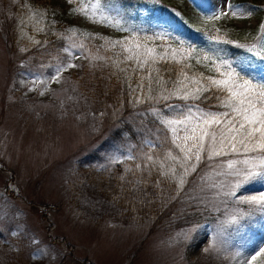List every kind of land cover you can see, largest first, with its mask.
<instances>
[{
	"label": "rangeland",
	"instance_id": "374dc122",
	"mask_svg": "<svg viewBox=\"0 0 264 264\" xmlns=\"http://www.w3.org/2000/svg\"><path fill=\"white\" fill-rule=\"evenodd\" d=\"M97 2L0 0V264H245L264 247V212L256 235L243 244L235 243L231 230L241 231L260 206L240 197L259 196L264 185L247 183L237 190L241 178L231 174L227 161H238L236 169L243 170L245 156L259 153L241 150L204 160L179 186L164 174L174 163L177 175L183 174L181 161L168 157L169 151L182 154L167 120L182 119L185 105L196 116L227 109L176 96L137 103L147 67L133 72V61L121 64L129 69L126 81L112 61L124 59L126 42L160 53L169 45L179 48L174 40L179 36L196 49L184 58L192 65L185 68L189 76L217 75L210 71L212 61L197 63L203 49L236 61L238 71L239 61L249 58L245 72L258 83L264 76V0H220L219 7L200 0H99L93 7ZM25 5L47 14L33 18ZM84 5L87 13L73 11ZM242 6L249 8L246 15L251 11L246 19L232 14ZM221 12L226 15L207 18ZM164 21L170 35L161 36ZM40 27L44 31L36 30ZM213 36L222 40H210ZM90 54L111 59L86 58ZM156 67L171 88L181 65L169 60ZM156 87L153 83L154 95ZM147 104L159 110L169 129L170 147L163 155L148 143L136 151H112L99 162L91 159L126 108L146 113L140 108ZM251 264H264V254Z\"/></svg>",
	"mask_w": 264,
	"mask_h": 264
},
{
	"label": "snow or ice",
	"instance_id": "6c2138e0",
	"mask_svg": "<svg viewBox=\"0 0 264 264\" xmlns=\"http://www.w3.org/2000/svg\"><path fill=\"white\" fill-rule=\"evenodd\" d=\"M98 6L99 0L93 7ZM25 7L29 8V14L33 18L39 17L42 20L47 14L46 10L41 12L35 9L34 6L25 5ZM87 7V5H84L78 9H73V11L87 13ZM232 14L235 16L237 13L233 11ZM223 15H226V13L221 12L218 15L214 13L207 18L215 20ZM247 15L251 16V11ZM40 20H37V23ZM162 26L165 31L159 33V35H170L167 28L171 27V25L164 21ZM261 28H264V25H261ZM36 30L44 31V28L40 27ZM27 38L35 44L41 43L32 36ZM209 39L218 42L222 40L219 36L209 37ZM174 40L180 45L179 48H172L169 45L160 53H157L155 48H148L140 43L129 46L126 42L121 48L122 53H127L124 59L121 60L118 56L115 61H112L120 72L125 73L126 81L130 80L127 75L129 69L120 67L121 64L126 61H133L135 65L131 69L133 72L137 68L144 70L147 67V75L142 76L137 85V89L143 93V95H135L137 103H161L172 99L174 96L184 101L199 100L204 93L212 92L213 90L223 93V96L217 98L220 101V105L227 109L226 111L213 112L209 110L200 112L199 107L196 106L197 111L200 112L196 116L192 112V106L185 105L186 111H182L179 114L183 117L182 119L167 120L166 123L171 126L170 131L175 137L173 143H176L182 154L180 156H172L171 151H169L168 157L174 162L177 160L181 161L180 166L183 169V174L177 175L175 163L164 174L178 180L179 186H183L186 183L185 177L189 174V169L195 172L202 161L226 156L229 152L239 153L242 150L246 154L259 153V155L245 156L243 164L247 167L243 170L236 169L235 166L238 161L232 159L227 161V167L233 170L231 174L241 178L237 180L235 188L239 190L243 188L244 184L253 182L264 185V76L259 78L258 83H253V79L257 77L252 73L245 72V68L251 67L249 58L244 57L239 61L238 71L237 67H233V64L237 63L236 61L219 55L214 58L210 53L204 52L203 49L200 50L201 55L197 59V63L212 61L210 71H214L217 75L204 76L203 73L193 72V75L189 76L185 68L190 69L192 65L184 63V58L185 55L191 57V53L196 51V49L190 42L181 39L179 36H175ZM116 43L119 44L120 42L117 41ZM223 43L235 44L236 42L226 40ZM185 44L188 45L187 49L183 47ZM79 47L82 50H87L83 44H80ZM237 47L244 48L245 45L237 44ZM68 51V48L64 49V52L67 53ZM214 51L222 50L214 49ZM262 51H264V45H262ZM256 55L260 56L261 53L257 52ZM86 58L91 60L111 59L91 54ZM169 60L181 65L178 79L171 88L167 87L168 82L164 80L163 76L160 75V69L156 67V64L160 62L167 63ZM67 66L76 67L77 65L69 63ZM205 67H209V65L206 63ZM60 71L61 69L56 70L57 78ZM153 72L156 73L155 76H153ZM246 76L249 78H245ZM145 80L147 85L144 83ZM153 83L157 86L155 95L153 94ZM129 87H131L130 83ZM165 107L172 108L174 106L166 104ZM150 111L157 112L159 110L151 108ZM181 131L184 133L183 135L179 134ZM133 158L132 156L127 157V159ZM148 160L151 161L152 157L149 156ZM189 162L192 163L189 164ZM240 198L245 202L261 205L260 210L264 211V192H261L259 196H241ZM232 222L239 223V220L238 218H233ZM204 251L207 252L209 249L206 248ZM262 254H264V247L260 248L255 255H252L250 261L246 260L245 264H251Z\"/></svg>",
	"mask_w": 264,
	"mask_h": 264
},
{
	"label": "trees",
	"instance_id": "16d2710c",
	"mask_svg": "<svg viewBox=\"0 0 264 264\" xmlns=\"http://www.w3.org/2000/svg\"><path fill=\"white\" fill-rule=\"evenodd\" d=\"M223 96V93L212 92L204 93L198 103L206 108L217 109L220 108V101L217 97ZM140 109L147 110L142 113L135 109L126 108L125 112L115 120L109 134L102 140L100 145L95 149L91 155V159L96 161L105 160L106 156L112 151L145 148L144 146L150 143L160 154H164L169 149L170 134L167 124L161 116L157 113L150 111L153 107L152 104L145 105ZM149 109V111H148ZM158 168V166H156ZM225 206L230 207L228 201H225ZM243 207V205L241 204ZM232 208V207H230ZM244 208V207H243ZM261 205L253 212L254 218L245 220L241 225V231L236 232L234 228L231 230V236L235 239V243H242L241 241H248L252 236L256 235L257 223L262 218L264 211H261ZM189 216H199L200 213L189 212ZM211 216L208 219H212Z\"/></svg>",
	"mask_w": 264,
	"mask_h": 264
},
{
	"label": "bare ground",
	"instance_id": "6f19581e",
	"mask_svg": "<svg viewBox=\"0 0 264 264\" xmlns=\"http://www.w3.org/2000/svg\"><path fill=\"white\" fill-rule=\"evenodd\" d=\"M200 1H204L208 5H214L216 7H219L221 5L219 2L220 0H200ZM248 9L249 8L244 7V6L235 8L234 11H236L237 14L234 17L240 18V19L248 18V16L245 14V12L248 11Z\"/></svg>",
	"mask_w": 264,
	"mask_h": 264
}]
</instances>
